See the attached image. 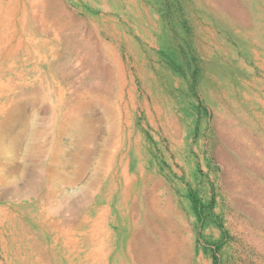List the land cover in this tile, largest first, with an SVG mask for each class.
Returning a JSON list of instances; mask_svg holds the SVG:
<instances>
[{
    "label": "rangeland",
    "instance_id": "374dc122",
    "mask_svg": "<svg viewBox=\"0 0 264 264\" xmlns=\"http://www.w3.org/2000/svg\"><path fill=\"white\" fill-rule=\"evenodd\" d=\"M25 4L0 46V105L21 112L1 139L0 264H91L84 218L102 212L112 234L95 264H133L129 247L164 264H264V0ZM91 95L108 101L78 114ZM77 115L96 141L73 145ZM86 158L74 187L50 181ZM65 223L78 239L66 256Z\"/></svg>",
    "mask_w": 264,
    "mask_h": 264
},
{
    "label": "bare ground",
    "instance_id": "6f19581e",
    "mask_svg": "<svg viewBox=\"0 0 264 264\" xmlns=\"http://www.w3.org/2000/svg\"><path fill=\"white\" fill-rule=\"evenodd\" d=\"M29 0H24V10L26 9V5L25 3H27ZM19 2V0H18ZM1 3H3V1H1ZM0 3V4H1ZM7 6L3 9V8H0V46L3 45V48L5 49L6 47H8L9 43L12 42L13 38H14V34H15V31L14 29L12 28V20H13V17H15V11H17L16 7H15V0H9L7 3ZM3 5V4H2ZM23 5V4H22ZM5 6V5H4ZM21 19V18H20ZM23 22V21H22ZM14 23V22H13ZM14 33V34H13ZM9 35H11V38L9 37ZM20 42V41H19ZM16 49V48H14ZM1 50V49H0ZM93 96V95H91ZM96 96V95H95ZM91 99V98H90ZM97 99V98H96ZM83 102H81V104H79V107L81 111L78 112V114H81L83 111L85 110H88L90 108H93V102L92 99L91 100H82ZM96 103V102H95ZM15 105V104H14ZM61 105V104H60ZM17 106V109L18 110H21L23 109L22 105H18L16 104ZM105 106V105H104ZM78 107V108H79ZM16 109V108H15ZM26 109V108H25ZM24 109V110H25ZM108 109V107H107ZM17 110V111H18ZM0 111L1 113L3 114L2 115V120L0 121V148L3 149L0 151V157L1 155L3 156H7V149L6 147L4 146L3 144V141L1 139L5 138V129H8V127H10L13 123H14V118L17 117L18 119V122H20V118L19 116L21 117V112L20 113H14L13 111H8L6 110L5 108V105H0ZM15 111V110H14ZM92 118L88 117V120L87 118L85 117H82L81 115H77L76 119H74L73 123H72V127L75 129L76 133H75V136H79L81 133L84 134V131L87 130V132H85V137H86V141H89L90 140V136H91V131H93V129L90 130V127H92ZM20 125L23 126V132L20 134V135H16V136H12L11 137V140H10V144H9V148L10 149H14L18 142H20L24 136H25V126H26V123L23 122V123H20ZM15 127V126H14ZM10 130V128H9ZM8 131V130H7ZM6 131V132H7ZM74 131V132H75ZM12 132V130H11ZM8 133V132H7ZM6 133V134H7ZM90 134V135H89ZM73 135V134H72ZM119 136V135H117ZM13 138V140H12ZM7 139V137H6ZM5 140V139H3ZM106 141V140H105ZM107 142V141H106ZM112 142V141H111ZM110 142V143H111ZM16 143V144H15ZM39 145V144H38ZM117 145V144H116ZM113 147V146H111ZM35 148V149H34ZM32 148L34 149L35 152L36 149H38V146L35 145V147ZM116 149V148H115ZM78 150H75V155H77ZM101 151V150H100ZM34 152V153H35ZM85 153V152H84ZM110 154L113 155L112 157V160L110 161V167L112 166L113 167V160H114V157H115V154H114V151H112ZM100 155V154H99ZM109 155V154H108ZM88 156V154L86 155V157ZM105 156V150L104 152L102 153L101 155V158H104ZM6 158V157H5ZM100 159V158H99ZM1 160V159H0ZM75 162H77L76 159H74ZM80 161V160H79ZM75 162H59L57 164V170L55 171V175L54 177L50 180L52 181L53 183H55L56 185L58 180L63 183V184H66L67 187H74L75 183L77 181H79L80 177L82 174H85V170L87 169V165L88 163H85V162H88V159H83L82 161H80V165L78 168H74V165H75ZM5 162H2L0 163V166L1 167H5ZM106 165V164H105ZM102 166H104V162H103V159H100L98 161V164L96 165V168H95V174H98L101 172V169H102ZM107 166V165H106ZM70 169V170H68ZM9 170V169H8ZM67 171H70V175H67ZM128 171H129V167L126 166L124 168L121 169V173L119 174V178L121 179L120 182H121V188H123V191L124 193L126 192V189L125 185H127L128 183V180L130 179L128 177ZM104 172V171H103ZM113 173V172H112ZM111 173V174H112ZM134 176V175H133ZM68 177V178H67ZM99 177V176H98ZM112 177H115L117 178V173L113 174ZM90 183H93V177L90 178ZM3 179L0 177V182H2ZM124 184V186H122ZM55 186V185H54ZM130 185H128L129 187ZM88 188H89V184H88ZM91 188V187H90ZM125 189V190H124ZM128 191V190H127ZM127 198V197H126ZM161 207H159L160 209ZM158 211V210H157ZM157 211H154V215L156 216H164L163 215V211L160 209L159 210V214ZM104 212L100 213L98 215V217L96 219H90V217L88 216H85L84 218V221L85 222H90L91 225H90V229H88V233H86V239L84 240L87 244L88 247H90V251L87 255V257L89 259H92L93 262H91V264H95V261L97 260H102L104 259L103 257H106L107 258V253L108 252H105L103 253V250L102 248L105 246V243L106 241L109 240V237L111 236V232L109 230H106L105 227H106V221H105V217H104ZM163 218V217H161ZM148 219V218H147ZM164 219V218H163ZM148 224V223H147ZM75 226L74 224H69V223H65V225L62 226V233H61V236H62V249H63V255L66 256L67 253H73L77 247V242L75 240H78L77 238L74 239V235L76 234L73 233L72 236H71V228ZM76 227L78 228V225H76ZM42 231V230H41ZM79 234H81L82 232H78ZM84 233V232H83ZM74 239V240H73ZM160 242V241H159ZM141 243V241H140ZM161 243V242H160ZM146 244V243H145ZM141 245V244H140ZM139 245V246H140ZM144 245V244H142ZM157 245V244H156ZM99 246V247H98ZM138 246V247H139ZM161 246V245H160ZM73 247V249L71 248ZM146 247V246H145ZM145 247H143V249H145ZM162 247V246H161ZM109 248V247H108ZM72 249V250H71ZM110 249V248H109ZM106 250V249H105ZM171 251V249H170ZM61 253V252H60ZM99 253V254H98ZM128 253L131 255L132 257V262L133 264H164L166 263L167 261V252H161V259L162 260L160 263L156 260V258H154L153 255L150 254L151 257H146V259H142L143 257V252L141 250V248L139 249V253H138V256L134 257V254H133V251L130 249H128ZM99 255L100 259H98V257H96V255ZM136 254V253H135ZM146 254V253H145ZM75 255V254H74ZM158 255V254H157ZM169 255V254H168ZM68 257V255H67ZM66 257V258H67ZM108 260V259H106ZM69 261V260H67ZM70 262V261H69ZM81 262V261H80ZM108 262V261H107ZM158 262V263H157ZM72 263V262H71ZM100 263V262H99ZM103 264V263H102Z\"/></svg>",
    "mask_w": 264,
    "mask_h": 264
},
{
    "label": "crops",
    "instance_id": "0c3cea01",
    "mask_svg": "<svg viewBox=\"0 0 264 264\" xmlns=\"http://www.w3.org/2000/svg\"><path fill=\"white\" fill-rule=\"evenodd\" d=\"M92 99V101H94L92 104H93V106L94 107H96L97 106V103H98V105H102V102L104 101H108V96H88V100H91ZM97 98V99H96ZM96 102V103H95ZM111 105V104H110ZM109 105V106H110ZM114 120H115V118H113L112 117V126L114 125ZM112 126H111V128H112ZM64 131V130H63ZM93 131H94V134H95V138H94V136L92 137V136H90L89 138H90V140L89 141H86L85 140V138L84 139H80L79 137H73V145L74 146H76L74 143H76V144H78L79 145V143H80V145L82 146V144H81V142H83V143H85V144H88V143H91V142H94V141H96V137L99 135V133H98V130H97V127L95 126L94 127V129H93ZM93 131H92V133H93ZM98 134V135H97ZM85 137V136H84ZM108 138H105V140H107ZM94 140V141H93ZM79 145V146H80ZM84 146V145H83Z\"/></svg>",
    "mask_w": 264,
    "mask_h": 264
}]
</instances>
